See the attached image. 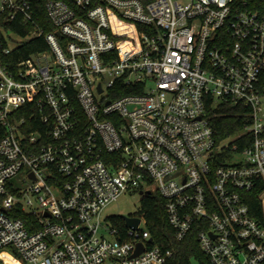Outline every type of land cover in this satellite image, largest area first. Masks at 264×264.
<instances>
[{"label":"built area","instance_id":"obj_1","mask_svg":"<svg viewBox=\"0 0 264 264\" xmlns=\"http://www.w3.org/2000/svg\"><path fill=\"white\" fill-rule=\"evenodd\" d=\"M210 102L245 130L216 140ZM263 104L264 0H0V259L167 264L144 217L104 216L140 192L210 264H264Z\"/></svg>","mask_w":264,"mask_h":264},{"label":"trees","instance_id":"obj_2","mask_svg":"<svg viewBox=\"0 0 264 264\" xmlns=\"http://www.w3.org/2000/svg\"><path fill=\"white\" fill-rule=\"evenodd\" d=\"M50 26L49 29H53ZM16 31L26 33L23 28L12 25ZM116 28L121 32H133V27L129 24H117ZM127 41L121 44L123 47ZM44 42L32 39L26 42L20 48V55L26 56L32 51L45 48ZM136 90L127 87L123 90L111 91V97H118L126 93H132ZM207 112L210 117V123L214 129L216 140L221 141L229 136L236 135L245 130L248 116L245 113L246 107L242 104L222 103L215 106L212 102L207 105ZM244 145L241 144V147ZM146 219L147 227L153 236L154 242L164 249H173V255L168 259L167 264H210L208 256L201 249L197 239V230L194 228L189 232L183 240H177L174 235V230L168 221L166 212V199L160 193L145 195L141 199L140 209L136 212ZM20 216L30 222L36 220V216L21 212ZM114 223L125 228L123 215H114L109 217ZM2 260L0 259V264Z\"/></svg>","mask_w":264,"mask_h":264},{"label":"rangeland","instance_id":"obj_3","mask_svg":"<svg viewBox=\"0 0 264 264\" xmlns=\"http://www.w3.org/2000/svg\"><path fill=\"white\" fill-rule=\"evenodd\" d=\"M264 109V104H263ZM143 195L140 192H127L120 196L116 201L112 202L104 211L105 217L114 215H130L136 213L141 206V199ZM145 226L143 222L142 227ZM113 238V237H111ZM3 261L1 264H22L20 260L15 258L7 251L1 253Z\"/></svg>","mask_w":264,"mask_h":264},{"label":"water","instance_id":"obj_4","mask_svg":"<svg viewBox=\"0 0 264 264\" xmlns=\"http://www.w3.org/2000/svg\"><path fill=\"white\" fill-rule=\"evenodd\" d=\"M123 217L126 221V224L134 228H136L139 225L140 220H141L140 217H135V216H130V215H123ZM143 248H144L143 244L138 243V247L133 255L139 254L143 250Z\"/></svg>","mask_w":264,"mask_h":264},{"label":"bare ground","instance_id":"obj_5","mask_svg":"<svg viewBox=\"0 0 264 264\" xmlns=\"http://www.w3.org/2000/svg\"><path fill=\"white\" fill-rule=\"evenodd\" d=\"M124 52L131 50V45L127 42L123 47H121Z\"/></svg>","mask_w":264,"mask_h":264}]
</instances>
